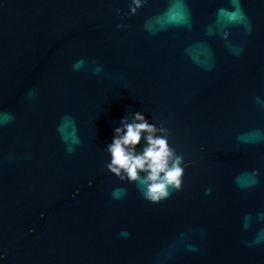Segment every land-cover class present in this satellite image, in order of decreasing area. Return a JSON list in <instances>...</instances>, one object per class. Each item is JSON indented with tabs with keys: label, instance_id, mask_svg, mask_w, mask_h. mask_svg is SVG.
Instances as JSON below:
<instances>
[{
	"label": "water",
	"instance_id": "95a60500",
	"mask_svg": "<svg viewBox=\"0 0 264 264\" xmlns=\"http://www.w3.org/2000/svg\"><path fill=\"white\" fill-rule=\"evenodd\" d=\"M0 264H264V0H0Z\"/></svg>",
	"mask_w": 264,
	"mask_h": 264
}]
</instances>
